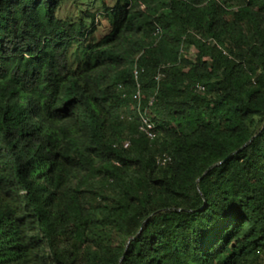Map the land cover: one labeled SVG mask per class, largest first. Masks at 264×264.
<instances>
[{
    "label": "trees",
    "instance_id": "1",
    "mask_svg": "<svg viewBox=\"0 0 264 264\" xmlns=\"http://www.w3.org/2000/svg\"><path fill=\"white\" fill-rule=\"evenodd\" d=\"M65 1L0 0V264H264V0Z\"/></svg>",
    "mask_w": 264,
    "mask_h": 264
},
{
    "label": "built area",
    "instance_id": "2",
    "mask_svg": "<svg viewBox=\"0 0 264 264\" xmlns=\"http://www.w3.org/2000/svg\"><path fill=\"white\" fill-rule=\"evenodd\" d=\"M157 33H158V29L156 28V30L154 31V35H156ZM223 53L226 54L225 51H223ZM166 67H167V64H162L159 66L154 76L156 81H160L161 79L164 78V75H165L164 71ZM133 77L135 78V81H136V91L133 94V100L135 102V108H134L133 113L137 115V132L139 135L144 136L150 141L159 140V134L156 131L155 125L153 121L151 120L150 115L147 111L148 110L147 108L152 104V100L148 102L147 108H143L142 103H141L140 83L138 82V69L137 68L133 70ZM120 88H121V85L118 84L117 89H120ZM193 90L195 92H203L205 88L203 85L197 83L194 85ZM121 118H126L127 120H131L132 116L129 114L127 116H124L123 114ZM129 144H130V141L125 140L121 143V146L122 148L126 149L128 148ZM168 161H169V157L166 154H159V155H156L155 157V163L158 166L165 165L166 163H168Z\"/></svg>",
    "mask_w": 264,
    "mask_h": 264
},
{
    "label": "rangeland",
    "instance_id": "3",
    "mask_svg": "<svg viewBox=\"0 0 264 264\" xmlns=\"http://www.w3.org/2000/svg\"><path fill=\"white\" fill-rule=\"evenodd\" d=\"M100 0H96L95 2L92 0H84L83 2H80L81 4L73 5L71 3V0H67L64 2V4L60 7L59 10V16L60 17H66V15L72 13L76 14L79 10H87L89 12H95L99 14L100 12V6L101 3ZM105 4L112 6L114 4V1L112 0H104ZM97 25L99 32H106L109 24L103 17L97 18ZM154 35H152L149 38V41H153ZM195 50L193 47L190 48V56L194 57ZM32 259L35 261L36 264H51L49 262V253L47 247L44 245V243H40L36 248L32 249Z\"/></svg>",
    "mask_w": 264,
    "mask_h": 264
}]
</instances>
